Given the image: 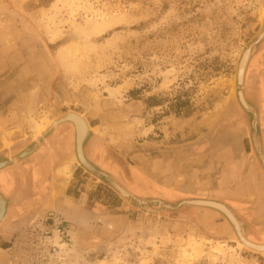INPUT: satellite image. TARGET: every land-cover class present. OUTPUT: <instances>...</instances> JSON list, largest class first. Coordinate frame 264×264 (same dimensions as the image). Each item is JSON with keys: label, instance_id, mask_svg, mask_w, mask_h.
<instances>
[{"label": "rangeland", "instance_id": "rangeland-1", "mask_svg": "<svg viewBox=\"0 0 264 264\" xmlns=\"http://www.w3.org/2000/svg\"><path fill=\"white\" fill-rule=\"evenodd\" d=\"M263 26L264 0H0V160L72 112L90 126L88 158L128 192L223 203L264 244V166L237 101ZM257 48L246 91L262 108ZM77 166L58 165L59 212L34 215L0 264H264L215 209L146 212Z\"/></svg>", "mask_w": 264, "mask_h": 264}, {"label": "flooded vegetation", "instance_id": "flooded-vegetation-1", "mask_svg": "<svg viewBox=\"0 0 264 264\" xmlns=\"http://www.w3.org/2000/svg\"><path fill=\"white\" fill-rule=\"evenodd\" d=\"M263 40L264 26L259 33L257 41L252 43L244 53V59H246V62L243 69L241 87L239 86L240 80L237 79L239 87L237 101L243 112L250 116L249 122L252 130L253 126H255L256 134L253 132L250 137L251 146L258 162L264 166V140L262 139L260 131L262 116L259 111L264 110V104L262 108L257 107L254 98L246 91L250 62L253 56L257 54V47ZM250 50L251 52L248 53ZM260 89L261 93L264 95V82ZM241 91L242 100L240 98ZM68 114L77 116V114L72 112H69ZM63 115L52 121H56ZM82 121L86 126L85 132L80 138L78 137L74 122H64L55 127H53V124L50 122L44 130L37 134L35 140L28 147H34L30 154L18 161H13L16 156L28 149L26 148L12 157L0 160L1 162H8V164L0 168V199L5 206L4 213L0 219L1 250H7L8 244L12 238H14L15 234L25 229L34 215H39L42 211L54 206L55 194L53 195V193L59 192V190L56 184H54L53 179L50 177L52 176L51 169L56 171L58 165L72 161L73 158H75L81 166H77L75 171L83 169L93 176H96L102 183L109 184L119 196L126 200L131 199L134 204L146 212H150L152 207L157 205H161L162 208L170 211L179 210L182 207L205 209L207 207L202 204L208 203L211 204L215 210L220 209L225 214L224 215L216 210L227 218L239 243L240 240L244 238L247 242L253 245H264L253 243L248 239L247 232L244 230L245 224L238 218L231 208L223 203L210 199H185L172 205L159 199L147 200L138 198L128 192L115 178L105 172L104 168L101 167L98 162L88 158V147L92 140V133L89 124H87L84 119ZM81 157L84 158L85 161H82ZM231 217L233 218V221ZM236 225H238V227L240 226L238 230ZM237 231L239 233H237Z\"/></svg>", "mask_w": 264, "mask_h": 264}, {"label": "water", "instance_id": "water-1", "mask_svg": "<svg viewBox=\"0 0 264 264\" xmlns=\"http://www.w3.org/2000/svg\"><path fill=\"white\" fill-rule=\"evenodd\" d=\"M244 57L245 56L243 54V56H242V58L240 60L239 66H238V73H237V79L240 80V83H239L240 87L242 86L243 69H244V65H245V62H246V59H244ZM240 98L242 100V91L240 93ZM67 115H70V114L67 113V114H64L62 117L58 118L56 121H54L52 126L55 127L56 125L64 123V122L73 123V121L71 119L67 118ZM76 117H78L81 120H83V118L78 116V115ZM253 132H254V134H256L255 126H253ZM33 149H34L33 146L28 148L27 150L23 151L18 156H16L13 161H18V160L22 159L23 157H26L28 154H30L33 151ZM82 161H85L84 158H82ZM6 164H8L7 161H2V162L0 161V168H2ZM202 205L207 207V208L215 209L211 204H208V203H203ZM4 209H5L4 203L0 199V219L2 218V215L4 213ZM216 210H218L221 213H223L220 209H216ZM240 244L242 246H244L245 248H247L248 250H251V251L259 253V254H264V245H261V246L253 245V244L247 242L244 238L240 240Z\"/></svg>", "mask_w": 264, "mask_h": 264}, {"label": "crops", "instance_id": "crops-1", "mask_svg": "<svg viewBox=\"0 0 264 264\" xmlns=\"http://www.w3.org/2000/svg\"><path fill=\"white\" fill-rule=\"evenodd\" d=\"M55 172H56L55 170H52L51 169L52 176H50V177L53 179L54 184L59 185V188L58 189H60V191L59 192H56V193H53V195L55 194V196H54V203L55 204L53 206L54 208L52 207V208H47L46 209V211H50V212H54V213L59 212L60 207L64 203L65 191H66V189H67V187L69 185V184L67 185L66 182L63 181V180H62V182L58 183Z\"/></svg>", "mask_w": 264, "mask_h": 264}, {"label": "bare ground", "instance_id": "bare-ground-1", "mask_svg": "<svg viewBox=\"0 0 264 264\" xmlns=\"http://www.w3.org/2000/svg\"><path fill=\"white\" fill-rule=\"evenodd\" d=\"M105 25H106V23H97V25H95L94 26V28H92L94 31H96V30H99V29H101V28H104L105 27ZM251 52V50L250 51H248V53H250ZM67 118H69V119H71L73 122H74V124L79 128V130L78 131H80V130H84L85 129V126L86 125H84V122H82V120L80 119V118H78V117H74V115H72V114H70V115H67ZM77 128V129H78ZM85 131V130H84ZM230 214V213H229ZM74 217V216H73ZM230 217V216H229ZM81 219V218H80ZM231 219H232V221H233V218L231 217ZM237 226V230L239 229V227H238V225H236ZM237 233H239L238 231H237Z\"/></svg>", "mask_w": 264, "mask_h": 264}, {"label": "built area", "instance_id": "built-area-1", "mask_svg": "<svg viewBox=\"0 0 264 264\" xmlns=\"http://www.w3.org/2000/svg\"><path fill=\"white\" fill-rule=\"evenodd\" d=\"M56 234L58 237H63V231L60 230V228H56ZM56 249L54 246H52V251L55 253Z\"/></svg>", "mask_w": 264, "mask_h": 264}]
</instances>
